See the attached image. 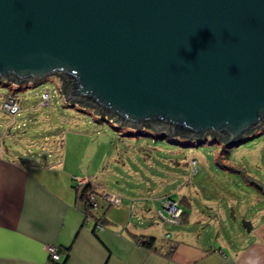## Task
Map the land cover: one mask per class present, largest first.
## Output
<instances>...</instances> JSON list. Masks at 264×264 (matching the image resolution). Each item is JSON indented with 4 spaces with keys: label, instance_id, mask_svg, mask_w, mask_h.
<instances>
[{
    "label": "water",
    "instance_id": "obj_1",
    "mask_svg": "<svg viewBox=\"0 0 264 264\" xmlns=\"http://www.w3.org/2000/svg\"><path fill=\"white\" fill-rule=\"evenodd\" d=\"M55 74L118 127L246 143L264 124V0H0V82Z\"/></svg>",
    "mask_w": 264,
    "mask_h": 264
},
{
    "label": "rangeland",
    "instance_id": "obj_2",
    "mask_svg": "<svg viewBox=\"0 0 264 264\" xmlns=\"http://www.w3.org/2000/svg\"><path fill=\"white\" fill-rule=\"evenodd\" d=\"M62 82L55 74L17 92L16 88L21 89L22 85L0 82V149L44 166L65 159L67 166L76 169L77 178L90 176L94 178L91 184L101 182L108 190L119 193L124 201L121 208L143 204L145 210L160 211L152 218H135L138 226L162 223L163 231L171 234L187 229L186 224L164 223L162 218H172L170 207L180 206V200L186 196L210 221L211 226L205 222L203 228L199 227L207 235H218L233 244L248 235L242 220L252 219L256 214L253 197L262 196L252 182L264 184V124L254 132H262L259 136L236 144L227 159L222 149L226 144L210 134L196 140L212 141L194 147H183L167 139L127 135L125 130L130 127L116 129L104 117L95 115L91 106L68 104L66 93L61 90ZM47 91L50 97L43 99ZM11 100L18 106L15 112L8 107ZM76 177L72 179L75 190ZM84 185H79V196ZM96 195L100 205L107 209L102 194ZM164 202L171 203L166 207ZM82 204L85 207L83 201ZM159 229L161 232V226Z\"/></svg>",
    "mask_w": 264,
    "mask_h": 264
},
{
    "label": "crops",
    "instance_id": "obj_3",
    "mask_svg": "<svg viewBox=\"0 0 264 264\" xmlns=\"http://www.w3.org/2000/svg\"><path fill=\"white\" fill-rule=\"evenodd\" d=\"M74 174L76 169L67 166L65 159L44 166L0 149V264H264L262 193L253 197L256 214L250 219L251 232L235 244L199 228L205 222L211 226L210 221L192 201L188 219L181 223L187 229L173 234L164 232L162 223L138 226L135 218H152L160 212L145 210L143 204L125 206L128 211L121 205L109 211L113 206L105 209L102 204L98 214L106 212L107 221L95 233L94 222L85 220V207L73 189ZM95 185L100 195L121 196L101 182ZM165 234H170L169 240ZM135 235H159L157 250L138 244ZM170 242L177 245L167 256ZM50 244L60 249V262L50 263Z\"/></svg>",
    "mask_w": 264,
    "mask_h": 264
},
{
    "label": "trees",
    "instance_id": "obj_4",
    "mask_svg": "<svg viewBox=\"0 0 264 264\" xmlns=\"http://www.w3.org/2000/svg\"><path fill=\"white\" fill-rule=\"evenodd\" d=\"M31 86H33V85H31V84H22V86H20L21 89L19 87L16 88V92L20 91V90H24L25 88H28V87H31ZM66 88L67 87L64 86L62 88V90L66 89ZM86 106H88V105H86ZM108 123L112 124L117 129L118 126L116 125V123L114 124V122H110V121H108ZM125 131L127 132V135H130V136H149V137H153L154 139H163V140L167 139V140H169L171 142L178 143L179 145H181L183 147H192V146L194 147L195 145L196 146H200V145H203L205 143H208L209 141H212V140H210L208 138L205 139V140L201 139V140H196V141L189 140L190 142H188V140H177L174 137H176V136L181 137V135H178V134L165 135V134H162V133H159V132H156V131H155L156 133H154V132H151L149 128H146L145 130L142 129L141 131H135V130H131V129H126ZM259 133L261 134L262 132H259ZM254 135H255V133H254ZM184 137H186V136H184ZM255 137H257V136H254V138ZM253 139H251V140H253ZM236 144H240V140L233 141L232 143H227L226 145L223 144L224 147L222 149L225 152L224 153V158L228 159L232 149L235 147ZM253 179L255 180V178H253ZM252 183L259 188L260 193L264 194V184L260 183L258 180H255ZM74 187L76 188V192L78 193V196H79L80 188L77 185H74ZM87 192L97 194L98 193L97 186L95 184H91V183L86 184L82 188L81 196H79V198L81 199V201L84 202V205H85V211H84L85 215H86V219L85 220L90 218V221L94 222L93 231L95 233H97V229L102 230V229L105 228V224H106V221H107L106 212L104 214H101V215L98 214L99 212H94V213L91 212V207H90L89 201H88V194L89 193H87ZM179 203H180V208L182 209V214H183V216L181 217V223H183L185 220L188 219V216H189V214L191 212V203L189 202V199L186 196H184L180 200ZM181 204H184V207H182ZM109 207H111V205ZM135 238L137 239L138 244H140L141 246H144V247L150 248V249L153 248V249L157 250V246H156V243L158 242V238L157 237L147 236V235H135ZM176 245H177L176 243H172V242L169 243V251H168L167 256H170L173 253V251L176 248ZM59 252H60V249H59ZM60 260L57 261V262H60Z\"/></svg>",
    "mask_w": 264,
    "mask_h": 264
},
{
    "label": "built area",
    "instance_id": "obj_5",
    "mask_svg": "<svg viewBox=\"0 0 264 264\" xmlns=\"http://www.w3.org/2000/svg\"><path fill=\"white\" fill-rule=\"evenodd\" d=\"M43 99H49L50 97V92H44L42 95ZM8 107H10L12 112H15L18 108L17 104L14 103L12 100L8 102ZM75 180L77 181V186L79 187L80 184H88L92 182V178L91 177H85V178H75ZM84 185V186H85ZM102 196L104 198V200L107 202V204L109 205H113V206H120L123 203V199L121 196L117 195V194H113V193H109V192H103ZM88 201H89V205L91 207V212H99L100 210V203L97 199V195L95 193H89L88 194ZM174 201V200H173ZM171 202H164V206L167 207V204H169ZM175 203V202H174ZM173 204V203H172ZM179 205H174L170 207V210L173 211V216L172 218L166 217L164 218L162 216V213H160V215L162 216L164 223H172V224H180L181 223V217H180V213L182 211V209L180 208ZM90 220V218H89ZM165 240H169L170 239V234H165L164 235ZM47 250L50 256V263H55L57 261H59L61 259V255L59 252V248L58 246L54 245V244H50L47 246Z\"/></svg>",
    "mask_w": 264,
    "mask_h": 264
}]
</instances>
